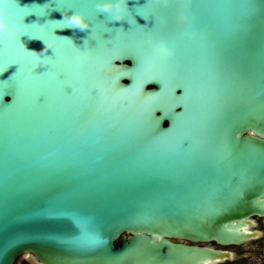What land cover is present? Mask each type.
Segmentation results:
<instances>
[{"label": "water", "instance_id": "water-1", "mask_svg": "<svg viewBox=\"0 0 264 264\" xmlns=\"http://www.w3.org/2000/svg\"><path fill=\"white\" fill-rule=\"evenodd\" d=\"M102 4L0 0V264L229 258L197 245L261 235L264 0Z\"/></svg>", "mask_w": 264, "mask_h": 264}, {"label": "flooded vegetation", "instance_id": "flooded-vegetation-1", "mask_svg": "<svg viewBox=\"0 0 264 264\" xmlns=\"http://www.w3.org/2000/svg\"><path fill=\"white\" fill-rule=\"evenodd\" d=\"M255 222L257 223L255 230H258L261 233L260 237L257 239L246 241L240 245L224 247H219L215 244H198L197 246H207L230 254L229 258L215 264H264V224L262 219H255ZM184 244L193 245L190 243ZM117 245L118 244H116V246Z\"/></svg>", "mask_w": 264, "mask_h": 264}, {"label": "snow or ice", "instance_id": "snow-or-ice-1", "mask_svg": "<svg viewBox=\"0 0 264 264\" xmlns=\"http://www.w3.org/2000/svg\"><path fill=\"white\" fill-rule=\"evenodd\" d=\"M159 2H160L161 4H165V3H168V2H174V0H159ZM97 3H118V0H97ZM97 11H98V12H105V11H108V10H104V9H99V8H97ZM108 12L112 15L113 19H115L117 13H116V12H111V11H108ZM130 12H131V10H126V11H124V16H125V18H126V16H127V14H129ZM136 15L139 16V13L136 14ZM69 26H74V25H69ZM22 36H23V33L21 32V33L17 36L15 42L19 44V42H20V38H21ZM93 43H94V42H91L90 45L85 46V47H82V48H79V49H77V50H79L81 53H86V52L89 51L90 48L93 46ZM0 47H3V42H0ZM107 47H108L109 49L112 48L111 45H107ZM155 52H156V55L159 56L161 59L167 60V59L170 58V53H169V50H168L167 48H161V47H160V48H157V49L155 50ZM126 56H127L126 53H122V54L119 55V57H114V59H115V58H119V59L123 60V59L126 58ZM37 58H42V57H37ZM138 63H140V59H139ZM35 70H36L37 72L47 71V70H48V67H46V66H44V65H40V66H38ZM60 78L63 79V74L60 75ZM2 83H3V80L0 79V84H2ZM160 83H162V80L160 81ZM68 90L70 91V89H68Z\"/></svg>", "mask_w": 264, "mask_h": 264}, {"label": "clouds", "instance_id": "clouds-1", "mask_svg": "<svg viewBox=\"0 0 264 264\" xmlns=\"http://www.w3.org/2000/svg\"><path fill=\"white\" fill-rule=\"evenodd\" d=\"M123 5H124V0H120V2L117 3L115 6L113 4H102V5H99V7L101 9L108 10V11H113V9L115 8V12L117 13L115 18L117 20H120L122 19L120 13H123L125 11V8ZM70 23L78 26L81 30L89 28V25L79 15H72L70 17ZM5 28H6V20L4 17V13L0 11V32L5 30Z\"/></svg>", "mask_w": 264, "mask_h": 264}, {"label": "trees", "instance_id": "trees-1", "mask_svg": "<svg viewBox=\"0 0 264 264\" xmlns=\"http://www.w3.org/2000/svg\"><path fill=\"white\" fill-rule=\"evenodd\" d=\"M15 264H17V263H15ZM21 264H26V263H24V262H21Z\"/></svg>", "mask_w": 264, "mask_h": 264}]
</instances>
